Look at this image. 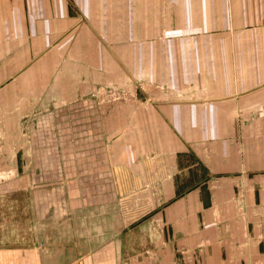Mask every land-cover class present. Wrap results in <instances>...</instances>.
Listing matches in <instances>:
<instances>
[{
    "label": "crops",
    "instance_id": "0c3cea01",
    "mask_svg": "<svg viewBox=\"0 0 264 264\" xmlns=\"http://www.w3.org/2000/svg\"><path fill=\"white\" fill-rule=\"evenodd\" d=\"M105 85L110 228L19 164L39 99ZM0 264H264V0H0Z\"/></svg>",
    "mask_w": 264,
    "mask_h": 264
},
{
    "label": "rangeland",
    "instance_id": "374dc122",
    "mask_svg": "<svg viewBox=\"0 0 264 264\" xmlns=\"http://www.w3.org/2000/svg\"><path fill=\"white\" fill-rule=\"evenodd\" d=\"M112 93L111 87L105 85L103 97L62 100L53 105L39 99L35 104V114L24 122L23 154H32L33 161H26L24 157V162L19 164L26 172L31 170L35 173L34 177L24 178V201L30 197L26 187L31 185L40 192L48 187L95 186L101 191L98 196L104 198L105 227L110 228L111 206L113 200H117L111 183L113 144L121 132L127 131L115 132L97 127L94 107L97 102L104 107L123 105L124 99L113 97ZM88 192L93 201L97 200L95 193ZM39 196L42 199L47 194L39 193Z\"/></svg>",
    "mask_w": 264,
    "mask_h": 264
}]
</instances>
